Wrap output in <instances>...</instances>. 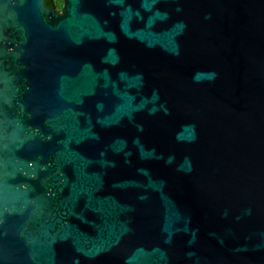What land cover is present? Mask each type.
I'll use <instances>...</instances> for the list:
<instances>
[{"label":"water","instance_id":"water-1","mask_svg":"<svg viewBox=\"0 0 264 264\" xmlns=\"http://www.w3.org/2000/svg\"><path fill=\"white\" fill-rule=\"evenodd\" d=\"M0 264H264V0H0Z\"/></svg>","mask_w":264,"mask_h":264},{"label":"rangeland","instance_id":"rangeland-1","mask_svg":"<svg viewBox=\"0 0 264 264\" xmlns=\"http://www.w3.org/2000/svg\"><path fill=\"white\" fill-rule=\"evenodd\" d=\"M56 9L59 13H62L64 7V0H55Z\"/></svg>","mask_w":264,"mask_h":264},{"label":"trees","instance_id":"trees-1","mask_svg":"<svg viewBox=\"0 0 264 264\" xmlns=\"http://www.w3.org/2000/svg\"><path fill=\"white\" fill-rule=\"evenodd\" d=\"M46 6L48 8H54V7H56L55 0H46Z\"/></svg>","mask_w":264,"mask_h":264}]
</instances>
